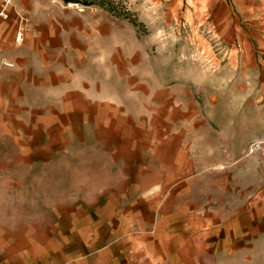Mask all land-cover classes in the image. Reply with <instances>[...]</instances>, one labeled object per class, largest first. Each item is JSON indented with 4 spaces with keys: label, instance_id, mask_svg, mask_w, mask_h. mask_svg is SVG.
<instances>
[{
    "label": "rangeland",
    "instance_id": "rangeland-1",
    "mask_svg": "<svg viewBox=\"0 0 264 264\" xmlns=\"http://www.w3.org/2000/svg\"><path fill=\"white\" fill-rule=\"evenodd\" d=\"M38 3L25 10L34 40H71L77 81H25L14 121L25 145L0 135L2 221L25 227L57 206L116 207L135 188L161 199L183 185L191 205L264 188V0ZM61 24L72 25L70 38L59 37ZM48 113L56 162L26 165L44 156L30 139Z\"/></svg>",
    "mask_w": 264,
    "mask_h": 264
},
{
    "label": "crops",
    "instance_id": "crops-1",
    "mask_svg": "<svg viewBox=\"0 0 264 264\" xmlns=\"http://www.w3.org/2000/svg\"><path fill=\"white\" fill-rule=\"evenodd\" d=\"M38 2L13 0L4 9L7 17H0V135H10L17 148L25 145V125L14 126L25 81L42 86L77 81L71 40L48 46L34 40L37 27L30 28L34 20L25 19V10ZM71 26L59 25V37L70 38ZM46 118L50 122L39 126L43 135L30 139L46 157H25L26 165L56 162L51 126L57 117L48 113ZM183 188L161 199L152 189H129L116 207L57 206L49 220L25 227L0 218V264H264V188L247 190L242 200L219 197L212 205L205 199L184 203Z\"/></svg>",
    "mask_w": 264,
    "mask_h": 264
},
{
    "label": "built area",
    "instance_id": "built-area-1",
    "mask_svg": "<svg viewBox=\"0 0 264 264\" xmlns=\"http://www.w3.org/2000/svg\"><path fill=\"white\" fill-rule=\"evenodd\" d=\"M12 1H13V0H1V5H2V10H1V12H0V17H1V18H6V17H7V15H6L4 9H5V7H6L9 3H11Z\"/></svg>",
    "mask_w": 264,
    "mask_h": 264
}]
</instances>
